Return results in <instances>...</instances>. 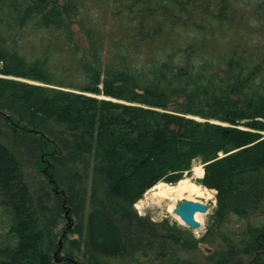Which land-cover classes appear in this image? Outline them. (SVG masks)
I'll list each match as a JSON object with an SVG mask.
<instances>
[{
  "label": "trees",
  "instance_id": "1",
  "mask_svg": "<svg viewBox=\"0 0 264 264\" xmlns=\"http://www.w3.org/2000/svg\"><path fill=\"white\" fill-rule=\"evenodd\" d=\"M0 113L56 146L81 220L60 247L62 201L0 143V264H264V0H0ZM198 157L200 239L135 211Z\"/></svg>",
  "mask_w": 264,
  "mask_h": 264
},
{
  "label": "rangeland",
  "instance_id": "2",
  "mask_svg": "<svg viewBox=\"0 0 264 264\" xmlns=\"http://www.w3.org/2000/svg\"><path fill=\"white\" fill-rule=\"evenodd\" d=\"M24 137L40 140L42 144L39 146H33L29 143L26 144L23 140ZM0 143L6 145L20 160L34 191L38 192V189L35 188L39 185V188L44 189L50 198H58L62 201L65 207V214L68 218L64 223L58 225V229L62 232L58 237L60 247L65 236L79 241V234L73 233L72 231L76 229L81 220L72 213V207L67 202L64 180L54 173L52 169V156L55 154L54 152L57 151L56 146L53 145L52 142L43 140L42 137L28 130L24 122H21L15 116L8 113H0ZM197 166H202L204 168L203 159L200 157L193 161L192 167L187 170L178 181H161L162 185L159 187L147 190L143 197L135 204L138 214L149 217L151 220L157 222L168 220L170 225L179 228L181 231L183 230L186 236L191 235L193 238L200 239L214 221L217 210V198L216 190L204 186L201 182L202 179L195 176L194 169ZM182 180H187L196 184L199 187V191L190 190L175 192L167 196L161 194L160 191L165 185H177ZM91 181V178H88V180L84 182L88 190L90 189ZM209 193L211 197L208 195ZM186 199L203 202L209 207L206 212H202L200 220L197 219L201 223L198 228L187 226L174 212L179 202ZM2 226L3 224L0 223V229L3 228ZM208 246L209 245L205 243L199 244L201 251L206 253H208V251H206V247ZM60 250L61 248L54 252L56 260L61 258L62 254H59ZM245 259L246 264H251L254 256L246 257ZM79 263L85 264L86 261L82 259Z\"/></svg>",
  "mask_w": 264,
  "mask_h": 264
},
{
  "label": "bare ground",
  "instance_id": "3",
  "mask_svg": "<svg viewBox=\"0 0 264 264\" xmlns=\"http://www.w3.org/2000/svg\"><path fill=\"white\" fill-rule=\"evenodd\" d=\"M19 79H22V78H19ZM23 80H25V79H23ZM26 81H30V80H26ZM96 97H99V98H106V99H112V97H109V96H106V95H103V94H99V95H95ZM198 119H201L202 121H209V122H212V123H222L223 125H229V123H224V122H220V120H217V119H214V118H209V119H204V118H200V117H197ZM224 153H220L219 155L221 156V155H223ZM20 161V160H19ZM22 164V163H21ZM205 164V163H204ZM23 166V165H22ZM24 168V167H23ZM25 170V169H24ZM194 174H195V176L196 177H198V178H202V176L204 175V168L202 167V166H197V167H195V169H194ZM26 172V171H25ZM26 175H27V173H26ZM160 185H162V182H160V183H158V184H156V185H154L153 187H151L150 189H154V188H156V187H159ZM163 187V186H162ZM150 189H148V190H150ZM190 190H194V191H199V187L196 185V184H194V183H191V182H189V181H187V180H182V181H180L177 185H165V187L164 188H162V190L160 191L161 192V194L163 195V196H167V195H169V194H171V193H175V192H183V191H190ZM146 193V191L144 192V194ZM143 194V195H144ZM143 195L134 203V209H135V211L138 213V211H137V209H136V207H135V204L143 197ZM210 197H211V195H210V193L208 194ZM64 206V205H63ZM64 209H65V207H64ZM177 215V214H176ZM202 215V212H197L196 213V215H195V217H196V219H198V220H200V216ZM61 216H63V218H65V221L67 220V215L66 214H64L63 213V215L61 214ZM178 216V215H177ZM1 218V217H0ZM5 220H7V224H9L8 223V217H2L1 219H0V223H2L3 225L4 224H6V222H5ZM181 220V219H180ZM62 223H64V221L62 222ZM61 223V224H62ZM185 224V223H184Z\"/></svg>",
  "mask_w": 264,
  "mask_h": 264
},
{
  "label": "water",
  "instance_id": "4",
  "mask_svg": "<svg viewBox=\"0 0 264 264\" xmlns=\"http://www.w3.org/2000/svg\"><path fill=\"white\" fill-rule=\"evenodd\" d=\"M207 210V204L187 199L180 201L175 207L174 212L185 224L191 226L192 228H198L200 226V222L195 219V213L197 211L206 212Z\"/></svg>",
  "mask_w": 264,
  "mask_h": 264
}]
</instances>
